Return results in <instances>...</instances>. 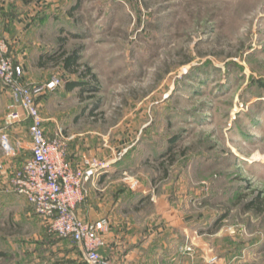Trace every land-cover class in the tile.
<instances>
[{
	"label": "rangeland",
	"instance_id": "1",
	"mask_svg": "<svg viewBox=\"0 0 264 264\" xmlns=\"http://www.w3.org/2000/svg\"><path fill=\"white\" fill-rule=\"evenodd\" d=\"M0 32L23 71L11 39L28 46L31 83L63 80L49 111L118 155L134 150L122 176L142 208L235 264H264V214L247 207L264 201V0H0ZM10 101L0 92L1 135ZM1 147L0 264H87L16 190Z\"/></svg>",
	"mask_w": 264,
	"mask_h": 264
},
{
	"label": "crops",
	"instance_id": "2",
	"mask_svg": "<svg viewBox=\"0 0 264 264\" xmlns=\"http://www.w3.org/2000/svg\"><path fill=\"white\" fill-rule=\"evenodd\" d=\"M16 39H11L13 57L23 65L26 80L36 82V75L29 71L28 46L18 50ZM0 92L7 96L9 102L10 96L4 87L0 86ZM51 93L50 96H43L40 101L47 135L53 138L59 127L64 128L68 138L69 159L76 168L86 167L85 159L89 157H99L105 163L101 170L85 182L86 197L78 205L77 213L86 221L105 220L103 237L106 245L101 248V253L107 260L112 264H235V260H230L229 254L222 257L212 246L205 248L200 239L193 240L190 237L193 234L188 232L191 229L184 223L176 225L171 220L163 221L157 218L155 210L142 208L145 192L122 176L134 169L128 162V156L133 157L134 150L127 156H121L114 147L111 150L103 147L100 138H87L85 132L74 129L73 120L49 111L51 107H55L60 90ZM5 121L4 116L3 129L7 128ZM7 131L14 144L17 143L20 132H25L23 135L30 143L28 123L13 125ZM25 153L31 155L30 150ZM5 161L10 163L5 166L11 175L21 165L18 158L9 157ZM189 240L195 246L191 252L185 251ZM250 249L251 247L244 250L245 259Z\"/></svg>",
	"mask_w": 264,
	"mask_h": 264
},
{
	"label": "built area",
	"instance_id": "3",
	"mask_svg": "<svg viewBox=\"0 0 264 264\" xmlns=\"http://www.w3.org/2000/svg\"><path fill=\"white\" fill-rule=\"evenodd\" d=\"M0 81L11 99L7 127L28 123L31 138L30 143L20 138L14 144L8 132L1 135V145L8 156L21 162L14 171L12 184L37 214L52 219L60 236L81 245L87 264H112L101 253L106 245L105 220L86 221L77 213L78 205L86 197L85 182L105 163L89 157L85 159L86 167H74L69 159L64 128L59 127L55 136L49 137L37 103L38 96L55 91L63 80L54 76L41 83L28 82L22 67L9 55V44L0 32ZM26 150L31 151L30 156ZM185 251H193V245L188 243Z\"/></svg>",
	"mask_w": 264,
	"mask_h": 264
},
{
	"label": "trees",
	"instance_id": "4",
	"mask_svg": "<svg viewBox=\"0 0 264 264\" xmlns=\"http://www.w3.org/2000/svg\"><path fill=\"white\" fill-rule=\"evenodd\" d=\"M24 1H25V3H30L32 0H24ZM42 57L43 56L40 57V61L42 60ZM78 59H79V56H78V53L77 52H74L72 55L64 56L63 57L64 68L67 71H75V70H73V68H74V66L77 65ZM65 87H66L67 90H73L75 88H81V89L84 90L86 88V84L84 82H81V81H72V80H69V81L66 82ZM175 140H176V138H173V139H171V142L174 143ZM170 150H172V148H169V151ZM247 207L249 209L255 208L257 211H259V212H261V213L264 214V201L258 202V199L257 200H254L250 204H248Z\"/></svg>",
	"mask_w": 264,
	"mask_h": 264
}]
</instances>
